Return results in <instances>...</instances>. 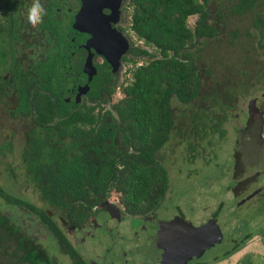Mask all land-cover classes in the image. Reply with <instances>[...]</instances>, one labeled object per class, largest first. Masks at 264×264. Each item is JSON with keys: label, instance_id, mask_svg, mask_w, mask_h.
<instances>
[{"label": "trees", "instance_id": "trees-1", "mask_svg": "<svg viewBox=\"0 0 264 264\" xmlns=\"http://www.w3.org/2000/svg\"><path fill=\"white\" fill-rule=\"evenodd\" d=\"M50 1L52 12L61 0ZM210 1L125 0V9L131 10L129 29L159 57L140 66L124 58V63L133 65L129 70L131 81L122 86L124 97L111 106V112L101 114L100 105L106 98L98 96L91 101L94 106L65 101L63 80L67 78L65 73L70 72L60 66L65 62L62 47L67 42L65 34L58 30V47L53 48L45 65L32 69L33 72L36 69L39 79H45L44 83L23 81L18 73L9 83L1 78L0 71V106L9 105L12 99L9 112L13 121L21 120L29 127L25 131L20 166L44 206L67 227L72 226L74 236H80L76 221L79 225L85 223L93 207L111 192L119 194L120 204L128 215L156 211L165 198L167 172L155 158V152L165 144L173 128L171 100L186 104L198 96L199 78L194 54L188 48L219 35V29L209 23ZM224 7L231 15L252 14V26L263 48L264 0H227ZM192 16L198 17L193 29L187 23ZM7 27L10 32V25ZM130 54L151 57L148 51L139 48L131 49ZM6 55L5 49L0 50V66L9 63ZM49 60L55 63L50 65ZM115 84L114 89L108 86L104 90L106 97L113 95ZM2 149L12 152V142L3 145L0 152ZM0 201L4 205L0 206V264H53L58 247L72 264H84L63 230L44 209L1 186ZM13 207L22 215L29 211L40 222L37 227L46 225L56 240L55 247L47 244L43 249L28 232L21 230L14 223L16 215L8 212Z\"/></svg>", "mask_w": 264, "mask_h": 264}, {"label": "rangeland", "instance_id": "rangeland-1", "mask_svg": "<svg viewBox=\"0 0 264 264\" xmlns=\"http://www.w3.org/2000/svg\"><path fill=\"white\" fill-rule=\"evenodd\" d=\"M226 4L227 0H211L208 7L209 23L219 29V35L202 44L193 43L188 48L194 54L200 89L198 96L190 103L171 100L173 128L165 144L155 152V158L166 170L168 177V190L156 213L158 220L167 221L170 217L177 216L192 226L202 225L210 219L215 220L223 243L217 242L216 246L206 252L203 260L229 247L231 237L238 243L239 237L251 231L250 239L221 264H240L243 258L249 260L250 264H264V146L258 144L261 134L264 138V47L259 46V36L252 26V14L231 15L229 9L224 7ZM14 13L17 15V9ZM121 14V23L126 30L124 33L130 42V48L143 49L151 54L149 58L128 54L127 58L136 61L135 66L158 58L159 55L153 48L146 46L129 29L131 10H124ZM197 21V16L189 17V28L193 29ZM42 22L43 19L36 27ZM50 39V31L47 30L43 40L47 42ZM41 52L44 57L47 48ZM132 68L131 63L123 64L116 79L114 93L101 105L102 110H111V106L124 97L122 86L130 83L129 70ZM252 100H255L254 107L258 112H263L262 122L260 117L259 123L249 117V104ZM84 102L88 103L86 100ZM11 107L12 99H9V105L0 106V148L9 141L12 142V152L9 149H2L0 152V186L51 215L52 211L41 202L34 184L20 166L21 150L25 145L24 126L13 121L9 115ZM253 116H256V112ZM258 172L259 183L247 182L246 191L254 189L250 196L258 189L260 191L259 187L262 188L261 191L250 202L241 205L243 200L238 201L236 195L240 196L239 193L244 191L246 185L244 188L241 184L234 190L237 179H242L243 174L254 180ZM245 195L246 192L242 194L243 197ZM108 197V203L122 208L118 193L111 192ZM0 206L4 207L2 201ZM177 207L181 209V214L176 212ZM7 209L6 207L5 210ZM8 212L16 215L13 221L21 230L28 232L29 236L41 237L42 242L46 241L44 235L47 232L41 227L38 230L37 221L29 211H22V215L13 207ZM91 217L90 215L87 221ZM53 219L87 264L94 260V256L99 257L96 259L99 264H120L121 259L118 261L116 257L127 251L130 254L132 248H129L126 240L133 236V232H124L127 225L121 227L117 224L114 229H109L110 232L106 229L98 230L94 233L95 238L88 239L83 244L78 240L80 236H74L72 226L67 227L58 216ZM87 221L81 225H85ZM76 223V227L81 226L77 221ZM180 224L183 223L177 224L179 231L183 236H188L190 230ZM133 226L139 235L133 236L138 245L132 255L138 262L149 264L147 254L153 249L154 243L146 241L142 234L144 228H148V223L133 220ZM120 235H123V239L119 238ZM56 251V264H72L61 248L58 247Z\"/></svg>", "mask_w": 264, "mask_h": 264}, {"label": "flooded vegetation", "instance_id": "flooded-vegetation-1", "mask_svg": "<svg viewBox=\"0 0 264 264\" xmlns=\"http://www.w3.org/2000/svg\"><path fill=\"white\" fill-rule=\"evenodd\" d=\"M34 0H0V25H1V36H0V50L5 49L6 51V60L9 63L2 64L0 66L1 72L3 73L1 78L5 81L7 80L9 83H12L14 74L18 73L17 75L20 77L21 80L26 81H34L37 84L40 82L44 83L45 79H39L36 69L35 72L32 71L34 68H38L39 65H45L47 59L49 58L50 54L53 52V48H57V30L65 34V41L67 42L66 45L62 47L65 57V62L60 65L63 67H67L70 73H65L66 79L63 80V88L62 90L65 92L64 99L67 103L73 101L75 104L82 105L88 104L93 105L95 102H91L95 96L98 98L105 99L107 98L104 94V90L107 89L108 86H112L114 82L116 83L117 76L121 70V67L124 64V58L130 54V42L126 38L124 32H126L125 28L122 26V11L125 9V0L122 1L120 5V15L119 20L116 23H110L111 28L115 29L117 32L121 33L127 40L129 49L125 55L120 58V65L119 69L116 72L112 71L111 65L107 62L105 57L97 52V49L94 48V44L91 42L90 35L86 33H81L74 29L75 24V17L81 7L80 0H61L57 6L53 8L51 12V1L50 0H39V3L43 6L45 13H42L43 20L39 27L29 25L28 21V11L32 7ZM17 9V15L14 13V10ZM103 14L106 16H110L111 12L108 9L103 10ZM10 25L11 31L7 32V25ZM3 27V28H2ZM5 28V29H4ZM49 30L51 39L49 41H44L43 36L45 32ZM53 35V37H52ZM57 36V37H56ZM52 44V45H50ZM49 45V46H47ZM47 48V52L44 53V57L41 54L42 50ZM61 49V47H59ZM115 50V49H114ZM21 51V52H20ZM40 56V57H39ZM90 57V66H86L87 58ZM50 65L54 64V60H49ZM11 65V66H10ZM59 66V67H60ZM14 67L18 68L15 71ZM93 72L91 79L89 80V73ZM36 73V74H35ZM48 74V73H47ZM47 76V75H46ZM26 79V80H25ZM116 85V84H115ZM78 94H80L78 96ZM78 99V101H77ZM86 100L88 103L84 102ZM104 104L101 103V105ZM100 105V107H101ZM13 107V101H12ZM11 107V108H12ZM10 108V109H11ZM102 110V109H101ZM99 107L96 108L95 113H98ZM109 111H101V114ZM262 111H256V116H249L251 119H256L257 123H259V117L262 122ZM255 114V113H254ZM264 114V113H263ZM11 115V112H9ZM20 122L24 126V138L25 131L29 129L25 125V123L21 120H15ZM264 121L262 122V124ZM258 144L263 147L264 146V138L262 134L259 136ZM120 149V145L118 146ZM238 164V161H236ZM245 173V172H242ZM246 179V180H245ZM260 179V173H256V177L253 180L251 177H246L242 174V179H237L238 182L236 184V188H238L241 184L246 188L244 191L240 192V196H237L238 201H242L241 205H245L247 202H250L253 197L257 196L260 191L254 193L253 196L251 193L254 189L249 192L247 189L248 183L249 184H258ZM248 182V183H247ZM252 186V185H250ZM257 189V188H256ZM246 192V195L243 197L242 194ZM109 197L105 198L100 204L95 205L91 211V220L87 221L85 225H81L78 228L80 230V238L78 239L79 242L83 244L89 239L95 238L96 231H104L105 229L110 232V228L114 229L115 226H124L127 225L125 229V233L129 234L133 232V236L138 237L139 233L137 229H133V220H141L144 223H148V228H144V232H142L144 239L146 241H151L154 243L153 249L149 251L147 254L149 264H221L225 259L231 257L236 251L240 249V247L250 239L249 233H245L242 237L238 238V243H236V239L231 237V241L229 242L231 245L229 247H225L221 249L220 252L216 255L210 256L208 259L203 260V256L206 254L208 250L216 246H210L205 248L202 252L194 250L198 245H195V242L187 241L184 245V250L182 252L179 251H171L172 246L174 244L173 237L177 234L180 227H176L175 225L171 226V223L174 221L177 223L189 224V222L178 218L177 216L170 217V220H158V215L156 211H151L147 215H128L123 211V208L116 205L114 206L111 203H108L106 200ZM248 198V199H247ZM157 210V209H156ZM176 212L181 214V209L176 208ZM51 215H48L52 220L56 217L55 214L52 212ZM216 214V213H215ZM214 214V217H215ZM176 215V213H175ZM35 218L34 216H32ZM90 218V217H89ZM127 218H131V220H126ZM35 220V219H34ZM36 221V220H35ZM55 222V220H54ZM39 221H37V225L39 226ZM208 223H215V220L210 219L206 221L202 225H206ZM113 224V226L111 225ZM36 225V226H37ZM191 225V224H189ZM202 225L192 226L193 228H199ZM121 226V227H122ZM217 226V225H216ZM218 227V226H217ZM41 229L47 232L44 237H46V241L42 242L41 237L38 236H31L33 241L37 242L40 247L45 249L44 246L48 244L50 247H55L56 240L51 236V232L47 229L46 225H42ZM39 230V227H38ZM259 232V231H258ZM161 233L160 243L158 242V236ZM248 234V235H247ZM79 235V234H78ZM131 236L127 238V243L129 244L130 254L128 255L127 252L121 253L116 258L121 259L119 262L120 264H146V262H138L136 257L132 254H135L137 241L135 238ZM185 237V236H184ZM189 235L183 239L181 237L180 242H185L188 240ZM120 239H123V235L119 236ZM43 239V237H42ZM38 240V241H37ZM118 240V237H117ZM199 243V242H197ZM223 243L221 238L218 244ZM235 243V244H234ZM134 247V249H133ZM234 250V251H233ZM120 256V257H119ZM55 257V256H54ZM94 260H90L88 264H99L97 263L96 259L99 257L94 256ZM197 259V261L195 260ZM202 259V260H201ZM53 264H56L55 258H53ZM89 260V259H88ZM246 261V262H244ZM249 261V260H248ZM247 259H241L240 264H250ZM84 264H87L85 261L82 260ZM99 262V261H98ZM244 262V263H243ZM113 264V263H111Z\"/></svg>", "mask_w": 264, "mask_h": 264}, {"label": "water", "instance_id": "water-1", "mask_svg": "<svg viewBox=\"0 0 264 264\" xmlns=\"http://www.w3.org/2000/svg\"><path fill=\"white\" fill-rule=\"evenodd\" d=\"M81 7L75 17L74 29L81 33L90 35L91 42L94 44V48L97 52L105 57L107 62L111 65L112 71L116 72L119 69L120 58L126 54L129 49L128 40L115 29L111 28L110 23H116L119 20L120 5L123 0H80ZM110 10L111 15L106 16L103 14V10ZM115 49V50H114ZM90 57L87 58L86 66H90ZM89 80L91 79L93 72L89 73ZM80 94H78L79 96ZM78 101V99H77ZM254 101L249 104V116L257 111L254 107ZM248 199V198H247ZM179 224V223H177ZM174 221L171 226H178ZM181 227L190 230L188 240L180 242L183 236L180 231L173 237L174 244L171 251L182 252L184 245L187 241L195 242L198 245L194 250L202 252L205 248L213 246L217 242H220L222 234L215 223H208L199 228H192L190 225L180 224ZM161 233L158 236V242L160 243ZM199 242V243H197Z\"/></svg>", "mask_w": 264, "mask_h": 264}, {"label": "clouds", "instance_id": "clouds-1", "mask_svg": "<svg viewBox=\"0 0 264 264\" xmlns=\"http://www.w3.org/2000/svg\"><path fill=\"white\" fill-rule=\"evenodd\" d=\"M42 13L46 14L43 6L39 3V0H34L32 7L28 11L29 23H31L33 26H36L37 23L42 19Z\"/></svg>", "mask_w": 264, "mask_h": 264}]
</instances>
